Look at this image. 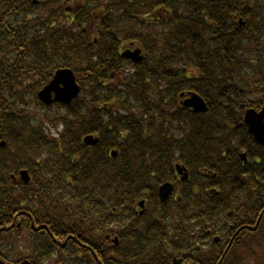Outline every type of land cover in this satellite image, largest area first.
I'll list each match as a JSON object with an SVG mask.
<instances>
[{"label":"trees","instance_id":"16d2710c","mask_svg":"<svg viewBox=\"0 0 264 264\" xmlns=\"http://www.w3.org/2000/svg\"><path fill=\"white\" fill-rule=\"evenodd\" d=\"M130 44L141 61L122 55ZM61 68L80 96L43 104L37 93ZM187 91L208 111L183 108ZM261 100L264 0H0V264H243L264 180H241L261 160L240 158V125ZM87 134L99 142L85 145ZM175 150L223 183L201 179L161 203L155 183ZM24 167L28 184L11 176Z\"/></svg>","mask_w":264,"mask_h":264},{"label":"water","instance_id":"95a60500","mask_svg":"<svg viewBox=\"0 0 264 264\" xmlns=\"http://www.w3.org/2000/svg\"><path fill=\"white\" fill-rule=\"evenodd\" d=\"M61 84L64 85V87H62ZM78 90L79 88L75 82L73 73L70 70L60 71L57 73L54 80L39 93V96L44 102L51 103L53 101L51 92L54 91L56 94L54 100L69 102L71 98L77 94ZM250 112L252 111L248 112L247 121L251 126V131L255 134L258 141L264 143V110L259 115L255 114V117H253ZM22 177L26 182L29 181V176L26 171L22 172ZM170 192V186L165 187V190L161 191L162 198H168Z\"/></svg>","mask_w":264,"mask_h":264},{"label":"flooded vegetation","instance_id":"af4514ba","mask_svg":"<svg viewBox=\"0 0 264 264\" xmlns=\"http://www.w3.org/2000/svg\"><path fill=\"white\" fill-rule=\"evenodd\" d=\"M244 148H245L244 153L246 154L244 161L246 162V165L253 163V160L250 158H259L261 160L259 163H256L257 165L256 167H258L260 169V172L262 173L261 179H264V146L257 143L250 136L246 135L245 140H244ZM174 169L175 167H173L172 177L166 175L164 178L165 181L160 178V180L157 183H155L156 194H158L161 185L164 184L165 182L171 183L173 185L174 191H180L182 195H183V186L190 185V184L194 185L196 183V186L199 187L201 179L206 181L209 187L210 185L212 187L213 185L220 184L219 182L207 181L204 177H202L199 174L198 171H195L192 168H189V169L187 168V172H185L184 178H181L179 173L176 172V170ZM254 172H255L254 164L247 166L246 169L243 171L241 180L245 182L246 179L250 178V174H253ZM196 175H197V178H196ZM180 199L181 197L178 200ZM178 200H175V201H178ZM168 201L170 202V204L174 203L173 199L171 200L169 199ZM147 206H148V202L146 203V207Z\"/></svg>","mask_w":264,"mask_h":264},{"label":"rangeland","instance_id":"374dc122","mask_svg":"<svg viewBox=\"0 0 264 264\" xmlns=\"http://www.w3.org/2000/svg\"><path fill=\"white\" fill-rule=\"evenodd\" d=\"M49 110L50 112H52V114L64 113V111L60 110L59 107H53V108H50ZM40 112L41 114H43L46 111L41 110ZM62 116H63L62 114L58 115L59 118H61ZM55 124H58V123H55ZM55 124H52L53 127L55 126ZM62 129H63L62 124H60V127L57 131H55L54 128L51 129V136L53 137L58 136L60 134L59 131ZM232 143L235 144L234 142ZM50 217L53 218L52 215H50ZM261 257L263 258L262 260L260 259ZM256 258L258 259L256 260ZM243 264H264V240H260L258 243H254L252 245L251 254L247 256L245 261H243Z\"/></svg>","mask_w":264,"mask_h":264},{"label":"bare ground","instance_id":"6f19581e","mask_svg":"<svg viewBox=\"0 0 264 264\" xmlns=\"http://www.w3.org/2000/svg\"><path fill=\"white\" fill-rule=\"evenodd\" d=\"M191 92V91H190Z\"/></svg>","mask_w":264,"mask_h":264}]
</instances>
